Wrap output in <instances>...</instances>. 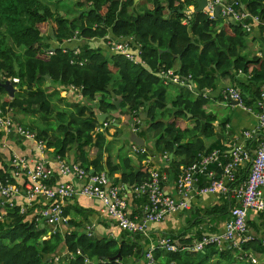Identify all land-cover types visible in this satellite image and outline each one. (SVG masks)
<instances>
[{
    "label": "trees",
    "instance_id": "16d2710c",
    "mask_svg": "<svg viewBox=\"0 0 264 264\" xmlns=\"http://www.w3.org/2000/svg\"><path fill=\"white\" fill-rule=\"evenodd\" d=\"M71 1L69 6L66 0H0V97L4 108L49 114L58 86L75 84L82 86L90 104L106 110L115 106L113 93L123 99L132 117L142 118V113H148L141 123L147 124L151 131L152 146L163 153L182 157L173 161L178 174L197 163L201 153L218 148L208 146L205 137L215 133L218 115L215 99H224L222 95H214L220 82L222 88L227 85L241 88L246 105L259 111L257 102L264 86V57L246 50L250 43L259 44L257 35L259 31L261 35L264 32V0H239V9L245 8L263 21L255 24L251 32L236 20L212 18L204 11L188 14L194 0ZM255 26L259 28L258 33L254 32ZM108 35L133 37L140 46V62H132L120 51L111 50L105 39ZM82 40L86 42H80ZM97 42L103 47L91 46ZM77 49L79 52L75 53ZM161 49L169 51L160 53ZM168 69L179 79L191 77L198 95L188 85L179 84L176 91H170L171 84L165 85L160 75ZM8 79L18 88L13 98L2 85ZM205 90H210L209 97L203 95ZM169 93L172 106L167 101ZM85 110L83 106L70 122L61 124L64 132L58 148L61 155L77 138L83 137L79 149L92 142L91 131L96 121L93 114L82 118ZM48 134L46 129L39 137L45 139ZM2 135L0 132V138ZM260 136L263 140V132L248 140L250 149L260 144ZM52 144L54 141L49 139V145ZM95 146L101 149L99 143ZM81 162L80 158L77 164L90 171L89 166ZM98 162L100 160L94 164V173L104 171L102 165L96 164ZM247 164L250 172L251 163ZM127 168H130L128 160L124 165H112L109 160L107 173L118 185L136 186L149 176L142 166L139 170L125 172ZM218 171L220 174L221 170ZM0 176L14 182L3 166H0ZM5 209L6 212L3 207L0 209V215L5 212L0 220V264H127L128 258L146 253L139 245L141 233L123 231L121 240L100 237L95 236L91 228L66 220L62 223L69 229L65 232L55 229L45 237L46 217L40 220L39 214L33 218L30 211L22 213L20 205H8ZM212 212L224 215L230 211L214 207ZM63 214L67 216L66 210ZM166 237L178 249L156 248L155 258L167 263L237 264L235 258L243 260L244 253L260 248L259 239L254 237L243 243L242 252L229 245L223 251L209 245L204 251L196 252L185 248L192 242L182 235L180 239L174 234ZM61 246L60 252L64 250L59 256ZM116 255H119L116 259L112 258ZM259 259L257 263L250 261L258 264Z\"/></svg>",
    "mask_w": 264,
    "mask_h": 264
},
{
    "label": "crops",
    "instance_id": "0c3cea01",
    "mask_svg": "<svg viewBox=\"0 0 264 264\" xmlns=\"http://www.w3.org/2000/svg\"><path fill=\"white\" fill-rule=\"evenodd\" d=\"M66 1L68 3L72 2L71 0ZM204 4L203 0H194L188 7V14L197 12L199 10L198 8L202 9L200 11L208 13L207 3L206 5ZM242 8H244L243 5ZM221 17L224 16L221 14ZM213 18H217L216 11ZM185 22H187V20H185ZM219 26L221 29L222 23H220ZM258 31L259 28L255 26L254 32L258 33ZM257 39L263 41L264 32L261 35L259 31ZM80 42L85 43L86 41L82 40ZM91 46L103 47L99 42L96 44L92 43ZM246 52H250L253 55H259L261 53L264 57V43L262 46L256 43H250ZM49 84L48 82L47 86H49ZM171 85L172 90L176 91L178 85ZM221 86L222 83L220 82L216 88L217 93L214 92L215 96L221 95ZM15 88L16 91H18V88ZM191 90L198 95L195 85ZM55 94L56 100L52 103L51 112L49 114L43 112H36L35 114L26 113V115L33 118V122L30 125L31 128L27 127L26 129L32 131L36 135V139L28 138L17 129V126H23L21 119L16 113L17 110L6 109L15 122V127L11 129L9 133H4L0 138V166L7 168L13 176L14 185L17 187V191L12 197L15 205H28L27 193L25 191L28 171L34 168L39 161H44L46 165L53 170L49 180L52 186H57L62 182L69 181L77 190H80L83 185V181L80 178L66 176L59 171L61 162L74 164L77 163L80 158L82 159L81 164L84 166L87 164L90 168L89 172L91 173L95 172L94 164L99 160L100 162L96 164L102 165L106 172L109 171V160L112 162V165H124L125 160H128L130 168L125 169V172L139 170L141 166L142 168H146L148 173L153 169H160L165 171L168 175L167 180L164 182L165 191L176 198L182 197L177 188L179 174L173 165L174 160H180L182 157L175 155L170 157L171 154L166 152L163 153L161 149L152 146L153 138H151L152 134L151 131L148 130L147 124L142 123L138 131H135V124L129 107L123 104V99L120 96L115 97L113 93H111V98L115 106L111 109L103 110L100 109L99 106H94L88 102L83 95L82 86H77L75 84L61 85L58 86ZM213 98L215 99L217 97ZM118 100H121V102L117 105L116 102ZM170 100L171 94L169 93L167 94V101L169 104H172ZM215 100L218 103L217 105L221 108L219 110L220 113L217 115V120L214 123V135L205 137L207 145H215V147L224 148L226 151H229L235 145L248 143L246 137H244V131L253 129L257 125V114L239 106H233L231 103L223 107V104L218 102L220 101L219 99ZM83 106H86V110L85 116L82 118H86L93 114V119L96 121L94 129L91 131L92 142L90 145L83 147V149H79L83 137L81 139L77 138L76 141L67 148L65 154L61 155L58 152V148L60 146V139L64 137V132L61 131L60 126L61 124L70 122L73 115L77 116L79 109ZM105 123H107V125H105ZM142 128H144V131H142ZM46 129L49 131L48 138L44 137L47 141L39 137ZM72 130L74 131V128ZM134 133L143 139L145 143L144 146H142L140 142L139 145L133 140ZM262 138L263 136H260L261 140ZM49 139L54 141V144L49 145ZM38 140H45L42 147L39 146ZM97 142L101 149L96 148L95 144H98ZM258 146L259 142L256 147L251 148L252 153L255 152ZM83 151H85V153H83ZM16 159L18 160L17 162L15 161ZM18 164L20 165L17 166ZM247 165V163L241 164L236 169V182H238L232 184V188H230L228 194L202 193L200 189L206 187L210 183V179L206 175L197 174V180L189 192L190 207L167 215L161 221L150 222L147 226V231L141 233L138 237L140 240L139 245L146 251L150 247L158 244L162 237L168 236L169 234H174L178 239H180V235H182L183 239L193 243L204 234L222 232L225 229L226 221L230 218V212H228L229 214L220 215L216 212L210 213V210L214 207H223L230 211L238 198L235 197V188L242 186L247 180V177H245L246 174L248 176L249 172ZM213 169L217 173H219L218 169L221 170L218 166H215ZM119 175L120 174H117L116 176ZM111 179L113 181V178ZM121 186L123 188V193L127 196L129 201V212L134 218L141 219L144 214L143 207L147 201L146 197L136 196L135 185L123 183ZM47 204L48 200L40 196L33 201L31 205H28L27 212L30 211V216L34 218V216L40 213ZM4 210L6 211V209ZM65 210L67 212V220H73L81 223V226L83 225L87 228H91L95 236L122 239L123 230H121L117 226V223L106 213L104 204L101 200L78 194L65 201L64 211ZM44 226L45 228H49L45 237L50 236L55 232V229L61 232H65V230L69 229L67 224H50L47 221ZM248 226L249 234L259 239L260 244V248H257V250L250 249V251H248L249 255H253L258 259L262 256V264H264V222L257 212L253 210L250 211L248 215ZM61 248L62 246L59 248V253H57L59 256H61L60 253L64 250L62 249L60 252ZM243 257L244 258H241L246 260L248 264L251 263L250 258L246 256ZM144 260L145 255L141 254V256L138 257L128 258L127 264H142ZM238 260L241 259L237 258L235 262ZM157 261L158 264H176L175 262H161L162 259Z\"/></svg>",
    "mask_w": 264,
    "mask_h": 264
},
{
    "label": "built area",
    "instance_id": "2783aa9c",
    "mask_svg": "<svg viewBox=\"0 0 264 264\" xmlns=\"http://www.w3.org/2000/svg\"><path fill=\"white\" fill-rule=\"evenodd\" d=\"M217 5H220V14L232 17L233 20L242 24L246 31L251 32L255 24L260 25V23H263L259 16L253 15L245 9H239L241 5L239 0H207V12L212 18L215 15ZM105 39H107V45L111 50L120 51L132 62H140V46L134 41L133 37L108 35ZM78 52L79 50H75V53ZM259 56H262V54L260 53ZM239 74H242V71ZM160 75L165 85H188L190 89L194 87L191 77L179 79L174 76L171 69L163 70ZM202 93L205 97L210 96V90ZM220 93L224 98L223 101L231 103L232 100H235L238 102L237 106L257 114V125L253 129L244 131L247 142L256 138L261 132L264 133V86L261 89V97L257 102V106L260 108L258 112L246 105L243 92L236 85H227L221 89ZM132 118L135 124L134 130L138 131L141 126L139 124L143 119L138 116ZM14 127L15 122L6 111V108L3 107L0 97V132L2 134L9 133ZM17 129L28 138L36 139V135L23 126H17ZM44 143L45 140H38L40 147ZM248 162L251 163L249 177L242 186L234 190L235 197H238L237 203L230 209V218L226 221L225 229L218 233L204 234L191 245L185 247L188 250L198 252L204 251L209 245H215L219 251H223L229 245L242 252L243 243L254 239V236L249 234L248 215L250 211L257 212L264 222V139L254 153H252L247 143L235 145L226 152L220 148H215L209 152L201 153L200 160L188 168H183L178 176L177 188L182 196L181 198H176L165 191L164 182L168 178L165 171L160 169L151 170L148 178L135 186L136 196H144L147 199L141 219L134 218L131 215L128 206L129 201L123 193L122 186L114 184L106 171L91 173L77 163L61 162L59 171L63 175L80 178L83 181L80 190H77L69 181L52 186L49 180L53 170L44 161H39L34 168L28 171L25 191L28 205H31L40 196L48 200L47 206L38 213V217L40 220L46 217L47 222L50 224L66 222L67 218L63 214L65 201L81 194L101 200L106 213L117 223L121 230L138 234L145 233L150 222L161 221L167 215L190 207L189 192L197 180V174L206 175L210 179V183L200 189L202 193L228 194L232 184L236 182V169L241 164ZM213 165L221 169L220 174L211 168ZM16 191L17 187L14 182H11L9 178L0 176L1 207L5 209L8 205L11 207L15 205L12 197ZM28 205L21 206L22 213L27 212ZM5 212L0 215V220H3ZM156 248L166 249L167 251L178 249L169 237L164 236L158 244L146 250L145 260L142 264H157L155 258ZM243 256L250 258L253 263L258 262V259L253 255H249V252L244 253ZM56 259H59V257Z\"/></svg>",
    "mask_w": 264,
    "mask_h": 264
},
{
    "label": "water",
    "instance_id": "95a60500",
    "mask_svg": "<svg viewBox=\"0 0 264 264\" xmlns=\"http://www.w3.org/2000/svg\"><path fill=\"white\" fill-rule=\"evenodd\" d=\"M203 1H204V3H205L204 5H206L207 0H203ZM198 9H199L198 11L202 10L201 8H198ZM220 9H221V8H220V5H217L216 8H215V10H216V16H217V17H220V16H221V14H220ZM224 18H225L226 20H231V21H233L232 17L224 16ZM165 51H169V49H165V50L161 49V50H160V53H163V52H165ZM2 85H3V87L6 89V91L9 93V95L13 98V97L15 96L16 88L14 87L12 81H11L10 79H8V80H6L5 82H3ZM120 102H121V100H118V101L116 102V104L118 105ZM237 103H238V102L235 101V100H232V101H231V104H232L233 106H237ZM169 105L172 106V104H169ZM147 116H148V113L145 112V113H142V116H141V117L145 120V118H147ZM133 140H134L135 142H137V144H139V145H140V143L142 144V146H144V144H145V143L143 142V139L140 138V137H138L135 133L133 134ZM139 142H140V143H139ZM170 157H173V154H171ZM56 224H58V223L56 222ZM118 256H119V255H116V256H114V257H112V258L116 259Z\"/></svg>",
    "mask_w": 264,
    "mask_h": 264
},
{
    "label": "rangeland",
    "instance_id": "374dc122",
    "mask_svg": "<svg viewBox=\"0 0 264 264\" xmlns=\"http://www.w3.org/2000/svg\"><path fill=\"white\" fill-rule=\"evenodd\" d=\"M67 4L70 6L71 2H69V3L67 2ZM46 32L47 31L43 30V33H46ZM262 44H263V42L262 41H259V45L262 46ZM169 90L172 91L171 85H170ZM17 93H20V92H17ZM0 96H1V94H0ZM218 102L222 103L223 104V107H226V105L229 104L226 101H218ZM220 108L221 107L218 106L215 109V111L218 112V113H220L219 112ZM16 113L18 114L19 118L21 119V122H22L23 127L24 128H27V127L31 128L30 125L33 122V118L31 116L26 115V113L23 112V111H21V110H18ZM52 124H54V123H52ZM46 229L48 230L49 228L47 227ZM234 261H235V259H234ZM262 261H263V258H260V261H259L258 264H262ZM237 264H248V263L246 262V260H243V261L242 260H238L237 261ZM249 264H252V263H249Z\"/></svg>",
    "mask_w": 264,
    "mask_h": 264
}]
</instances>
